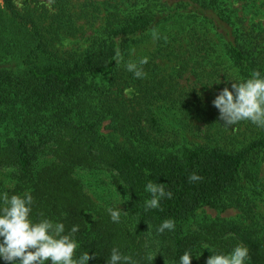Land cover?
<instances>
[{
    "label": "trees",
    "instance_id": "trees-1",
    "mask_svg": "<svg viewBox=\"0 0 264 264\" xmlns=\"http://www.w3.org/2000/svg\"><path fill=\"white\" fill-rule=\"evenodd\" d=\"M0 1V170L10 169L17 181L9 197L30 191L34 220L42 214L63 222L66 233L78 225L76 256L94 254L89 264H105L113 247L135 264H178L201 243L225 253L243 245L250 264H264V214L256 206L264 201V177L255 160L264 153V136L238 151L189 147L157 117L154 106L171 99L155 76L153 59L200 55L189 48L195 46L191 30L166 34V46L149 56L132 55L162 22L185 16L208 24L248 78L253 70L264 74L261 31L235 26L218 0H107L103 24L79 55L53 43L60 35H76L83 20L92 27L101 11L86 3L78 7L75 0H51V11ZM178 42L180 49H174ZM117 51L124 62L146 57L138 65L146 76L128 72L117 62ZM128 84L134 85V98L119 99L115 87L122 93ZM47 151L53 161L42 166ZM76 168L113 172L114 184L128 197L119 223L107 209L88 218L95 205L72 177ZM193 173L202 179L191 182ZM149 181L163 184L172 198L145 211ZM202 207L234 208L239 215L201 219ZM166 219L175 221V230L158 234Z\"/></svg>",
    "mask_w": 264,
    "mask_h": 264
},
{
    "label": "rangeland",
    "instance_id": "rangeland-1",
    "mask_svg": "<svg viewBox=\"0 0 264 264\" xmlns=\"http://www.w3.org/2000/svg\"><path fill=\"white\" fill-rule=\"evenodd\" d=\"M218 1L220 8L225 11L235 26L244 25L248 30L254 28L264 34V0ZM13 2L17 8L26 5L44 7L49 11L52 8L51 0H13ZM106 2L107 0H75L78 7L81 3H86L89 9L101 11V14L92 27L83 20L80 22L79 32L76 35H60L54 41L53 46L62 52L75 51L79 55L85 52L89 46V38L103 24L102 17ZM187 30L193 32L195 44L194 46L191 43L189 48L196 52L200 49V55H195L191 51V54L184 53L178 59L161 55L153 59L155 76L162 79L163 89L169 92L171 99L154 106L157 117L166 129L174 132L178 139L189 147L203 145L225 151L241 150L249 142L263 137L264 128L257 127L249 121L224 126V121L219 119V112L212 105L215 96L224 87H231L232 82L227 81L238 82L237 77L240 79L245 77L242 68L232 60L224 44L208 24L190 17L175 15L156 27L147 39L140 43L138 49L132 50V55L149 56L160 47L166 46L167 40L164 38L166 34L173 36L174 32L182 33ZM205 40H207L206 44H203ZM179 45H181L180 42L175 43L174 49H180ZM185 45L183 44L182 47ZM181 51H183L182 48ZM22 59L23 57L20 58V63ZM38 64L48 63L40 60ZM128 88L134 90L131 95L125 94V89ZM114 91L119 99L130 101L134 98L136 90L134 85L128 84L122 93L116 87ZM101 133L107 135L109 131L102 128ZM44 154L46 155L41 157L42 166L53 161L48 151ZM255 160H258L260 175L264 177V153L257 154ZM72 177L81 183L84 193L95 205V210L88 213V218L97 217V211L100 209L110 207L125 209L128 205L127 194L114 184L113 172L101 168H76ZM0 185L2 188L0 193L7 192L8 195L17 185L10 169L0 170ZM256 206L257 211L264 214V201H256ZM238 215V211L234 208L220 212L209 207H202L197 211V216L201 219L235 220ZM192 229L197 230L196 225ZM206 245L201 243L200 246L194 248L191 264H205L211 255L205 249ZM0 264L4 263L0 261ZM247 264H250L249 261Z\"/></svg>",
    "mask_w": 264,
    "mask_h": 264
},
{
    "label": "clouds",
    "instance_id": "clouds-1",
    "mask_svg": "<svg viewBox=\"0 0 264 264\" xmlns=\"http://www.w3.org/2000/svg\"><path fill=\"white\" fill-rule=\"evenodd\" d=\"M118 63H124L128 72L133 73L137 79H142L146 73L138 65L148 62L141 58L139 62H124L117 51ZM232 82L231 87H224L215 96L212 105L219 112V119L224 126L236 125L241 121H249L257 127L264 128V74L253 70L248 78ZM226 82V83H227ZM134 90L125 89L126 95ZM202 179L197 174L190 175L189 180L195 182ZM145 191L151 199L145 201V211L159 209L161 200L172 198V193L166 192L163 184L149 181ZM33 196L30 191L22 195H12L7 192L0 193V261L4 264H89L96 256L85 251L76 256L80 243L76 238L79 226L73 225L66 233L65 224L53 221L41 214L37 219L32 218ZM107 212L113 223H119L121 213L119 207L108 208ZM175 221L164 220L156 229L158 234L165 230L174 231ZM211 255L205 264H247L250 260L249 250L243 245H236L230 252H223L211 246H205ZM191 251H185L179 257L178 264H191L193 259ZM105 264H135L130 255H125L120 248L113 247Z\"/></svg>",
    "mask_w": 264,
    "mask_h": 264
}]
</instances>
